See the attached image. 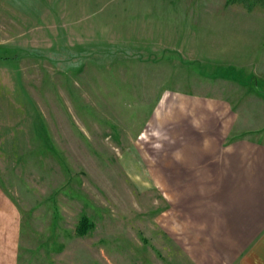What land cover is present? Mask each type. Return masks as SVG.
Here are the masks:
<instances>
[{
  "label": "rangeland",
  "instance_id": "1",
  "mask_svg": "<svg viewBox=\"0 0 264 264\" xmlns=\"http://www.w3.org/2000/svg\"><path fill=\"white\" fill-rule=\"evenodd\" d=\"M167 89L227 97L264 125V0H0L16 264H192L156 221L135 148L169 131L155 110ZM83 215L94 225L78 236Z\"/></svg>",
  "mask_w": 264,
  "mask_h": 264
},
{
  "label": "crops",
  "instance_id": "2",
  "mask_svg": "<svg viewBox=\"0 0 264 264\" xmlns=\"http://www.w3.org/2000/svg\"><path fill=\"white\" fill-rule=\"evenodd\" d=\"M159 106L169 131L135 148L160 189L163 235L192 264H264V125L227 97L167 89ZM20 223L0 189V264H16Z\"/></svg>",
  "mask_w": 264,
  "mask_h": 264
},
{
  "label": "trees",
  "instance_id": "3",
  "mask_svg": "<svg viewBox=\"0 0 264 264\" xmlns=\"http://www.w3.org/2000/svg\"><path fill=\"white\" fill-rule=\"evenodd\" d=\"M94 223L90 220L87 215L81 216L79 223L76 227V234L78 236H85L91 228H93Z\"/></svg>",
  "mask_w": 264,
  "mask_h": 264
}]
</instances>
